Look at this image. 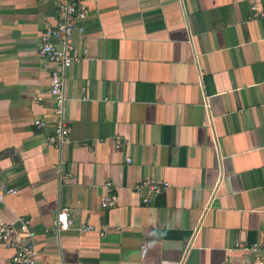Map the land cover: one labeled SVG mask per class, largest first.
Instances as JSON below:
<instances>
[{
    "label": "crops",
    "instance_id": "obj_1",
    "mask_svg": "<svg viewBox=\"0 0 264 264\" xmlns=\"http://www.w3.org/2000/svg\"><path fill=\"white\" fill-rule=\"evenodd\" d=\"M57 1L0 0V174L17 191L0 225L30 220L38 264H238L254 244L264 255V0H77L82 60L66 72L60 147L46 141L37 55ZM146 179L167 184L149 203ZM107 183L117 204L104 210ZM61 209L73 222L62 233ZM11 255L0 241V264Z\"/></svg>",
    "mask_w": 264,
    "mask_h": 264
},
{
    "label": "built area",
    "instance_id": "obj_2",
    "mask_svg": "<svg viewBox=\"0 0 264 264\" xmlns=\"http://www.w3.org/2000/svg\"><path fill=\"white\" fill-rule=\"evenodd\" d=\"M56 21L53 26H48L41 33L37 55L42 66L48 69L49 89L48 96L52 102V133L46 138L49 145L60 147L69 142L71 127L66 117L67 97L65 93L66 72L73 65L82 60V56L77 52L73 37L75 31L80 35L84 34L81 22L87 16V7L77 0H59L55 4ZM255 17L263 14H255ZM34 126L45 128L46 125L41 120H35ZM120 141L116 140V147ZM111 185L106 184L107 194L101 198L100 207L104 210L110 209L117 204V197L111 192ZM146 190L142 197L143 203H149L151 198L167 189V184L163 181L146 179L140 181L136 190L140 192ZM17 191L6 185L0 174V204L8 195ZM72 219L67 209H61L57 213V231L62 233L72 227ZM95 229L90 225L80 227L82 232H91ZM100 236L103 233H99ZM36 234L31 226V222L26 217H18L16 225H0V241L12 251L9 264H38L37 250L35 248ZM246 253L255 255L254 260L243 259L238 264H264V255L260 254L261 245L254 244L242 249ZM226 264H234L227 262Z\"/></svg>",
    "mask_w": 264,
    "mask_h": 264
}]
</instances>
